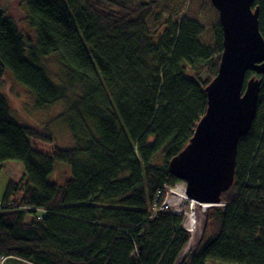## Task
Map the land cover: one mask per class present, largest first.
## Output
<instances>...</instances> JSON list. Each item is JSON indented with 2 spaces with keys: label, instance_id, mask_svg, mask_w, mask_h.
<instances>
[{
  "label": "trees",
  "instance_id": "obj_1",
  "mask_svg": "<svg viewBox=\"0 0 264 264\" xmlns=\"http://www.w3.org/2000/svg\"><path fill=\"white\" fill-rule=\"evenodd\" d=\"M157 1L22 0L36 44L0 5V84L9 70L37 107L67 102L52 123L75 144L56 148L18 122L0 93V168L17 162L24 172L0 201L4 264H264L262 76L234 183L204 212L201 242L180 261L191 235L184 215L160 210L166 189L180 182L168 165L205 115L223 38L217 24L214 46H204V28L187 18L151 33ZM254 5L264 39V0ZM53 56L60 83L43 65ZM57 162L70 166L63 184L49 181Z\"/></svg>",
  "mask_w": 264,
  "mask_h": 264
},
{
  "label": "water",
  "instance_id": "obj_2",
  "mask_svg": "<svg viewBox=\"0 0 264 264\" xmlns=\"http://www.w3.org/2000/svg\"><path fill=\"white\" fill-rule=\"evenodd\" d=\"M210 2L218 12L223 52L216 76L204 89L205 115L168 165L171 177L184 183L186 199L203 211L219 207L220 195L234 183L238 143L254 123L259 78L264 77V39L255 0ZM248 73L254 75L246 79Z\"/></svg>",
  "mask_w": 264,
  "mask_h": 264
},
{
  "label": "rangeland",
  "instance_id": "obj_3",
  "mask_svg": "<svg viewBox=\"0 0 264 264\" xmlns=\"http://www.w3.org/2000/svg\"><path fill=\"white\" fill-rule=\"evenodd\" d=\"M146 1L150 0H135V2L141 3ZM0 5L6 9L7 17L9 16L13 19L19 33L22 36L31 38L33 44H36V35L34 29L28 25L22 0H0ZM156 15L159 16L158 20H155L154 16ZM183 18L192 19L204 28V32L199 38L201 44L209 48L214 46L212 27L219 24V17L210 0H158L153 14L147 19V28L151 33H161L166 28V24L169 22L171 25L179 24ZM43 65L47 68L50 77L60 83L62 69L58 65L56 58L53 56L52 58L44 59ZM1 80L0 93L5 95L9 102L10 110L18 122L32 127L42 135L49 136L56 148L66 150L75 146L69 130L62 123H52L55 117L66 111L67 102L61 101L52 106L39 108L36 106L29 91L18 84L9 70L6 71ZM40 147H43L44 151L48 150V147ZM23 174V166L21 164L17 162H5L3 164L0 168V201L5 198L9 187L8 184L18 183L24 177ZM69 178H71L70 166L57 162L49 177V181L55 184H63ZM189 205L186 201L181 204L180 210L184 213V216ZM204 212L203 210L198 212L195 217L198 232L194 236L190 234V243L183 256H181L180 261L186 258L189 252L201 242L200 240L205 232ZM208 264L221 263L210 261Z\"/></svg>",
  "mask_w": 264,
  "mask_h": 264
},
{
  "label": "built area",
  "instance_id": "obj_4",
  "mask_svg": "<svg viewBox=\"0 0 264 264\" xmlns=\"http://www.w3.org/2000/svg\"><path fill=\"white\" fill-rule=\"evenodd\" d=\"M177 188H181L182 189V193L184 195V201L183 202H188L189 201L186 199L185 197V185L182 183V182H179L177 183L174 187H170V188H167V194L165 196V199H164V202L161 204V207H160V210H170L172 211L174 214H178V215H183L184 213L181 212L180 210V207H181V204L183 202H181L180 204H178L177 202L175 203V196H176V193H177ZM191 204V203H189ZM221 205V204H220ZM186 216V215H185ZM183 228L185 229V218L183 220ZM186 230V229H185ZM187 231V230H186ZM188 232V231H187ZM6 259L3 258V257H0V264H4L6 261Z\"/></svg>",
  "mask_w": 264,
  "mask_h": 264
},
{
  "label": "bare ground",
  "instance_id": "obj_5",
  "mask_svg": "<svg viewBox=\"0 0 264 264\" xmlns=\"http://www.w3.org/2000/svg\"><path fill=\"white\" fill-rule=\"evenodd\" d=\"M184 195L182 193L181 188H177V193L175 196V203L177 202L180 204L181 202L184 201ZM190 203V202H189ZM202 211L199 207H197L196 204H190L189 207L187 208L186 216H185V229L190 232L192 236H194L198 231H197V222L195 220V217L197 216V213Z\"/></svg>",
  "mask_w": 264,
  "mask_h": 264
}]
</instances>
